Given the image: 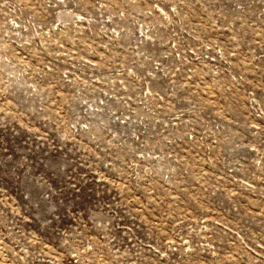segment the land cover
Here are the masks:
<instances>
[{"label":"rangeland","instance_id":"1","mask_svg":"<svg viewBox=\"0 0 264 264\" xmlns=\"http://www.w3.org/2000/svg\"><path fill=\"white\" fill-rule=\"evenodd\" d=\"M178 1L0 0V264H264V0Z\"/></svg>","mask_w":264,"mask_h":264},{"label":"built area","instance_id":"2","mask_svg":"<svg viewBox=\"0 0 264 264\" xmlns=\"http://www.w3.org/2000/svg\"><path fill=\"white\" fill-rule=\"evenodd\" d=\"M174 3L179 4L182 2L174 0ZM245 101L249 113L253 116V118L256 119L255 121L245 125L248 128L249 134L252 136L251 139L246 141L241 140L237 127L242 125L238 121L233 119L220 120L214 116H211L201 120L200 123L197 122V124H195L193 121L189 122L185 131L182 134L175 136V145L192 148L191 145L199 144V147L206 152L217 151L218 155L222 159H229V161H224L221 164V167L223 166L222 171H227L228 174H232L233 169L235 168L234 162L231 161V156L238 151L246 150L248 153H251L250 158H248V162L251 165L256 164L258 147L255 137L257 136L259 129V122L257 120V116H259V114L257 109L258 100L254 96L253 89H249L247 91ZM120 120L121 123L124 122V120ZM160 148V146L157 147V149ZM166 155L169 157L171 156V153H167ZM233 181H235L238 185H244L253 190V184L251 183L250 179L244 176L236 177V175H234Z\"/></svg>","mask_w":264,"mask_h":264}]
</instances>
